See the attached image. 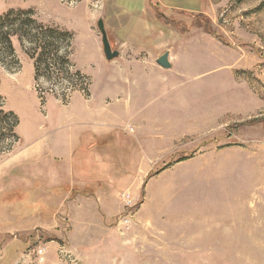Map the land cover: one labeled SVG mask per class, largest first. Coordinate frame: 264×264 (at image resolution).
Masks as SVG:
<instances>
[{"label":"rangeland","instance_id":"374dc122","mask_svg":"<svg viewBox=\"0 0 264 264\" xmlns=\"http://www.w3.org/2000/svg\"><path fill=\"white\" fill-rule=\"evenodd\" d=\"M151 1L0 0L23 32L0 43V247L21 240L15 264H264V0L174 16Z\"/></svg>","mask_w":264,"mask_h":264},{"label":"crops","instance_id":"0c3cea01","mask_svg":"<svg viewBox=\"0 0 264 264\" xmlns=\"http://www.w3.org/2000/svg\"><path fill=\"white\" fill-rule=\"evenodd\" d=\"M204 2L205 0H154L153 2L151 1V3L158 9V11H160V13H162L164 16H174V15H178V14H198V13H203L204 12ZM58 144H57V155L58 156H65L67 159H69L72 162V157H73V153L75 150V139H74V135H70L68 133H60L58 134ZM36 154L38 153L37 151H35ZM41 153V151H40ZM49 153L50 152H44V154ZM51 156H55L57 159H60L58 156H56L55 154H50ZM70 162V163H71ZM67 168H69V172L71 173L72 171V166L70 164V166ZM66 168V169H67ZM57 179L58 176L54 175V173H49L48 176H46V182H48L50 184V187H55L58 186L61 182L62 179H60L59 181H53V179ZM4 178H0V184L2 183ZM44 179L41 178V181L43 182ZM51 180V181H50ZM48 184V185H49ZM11 230L10 228H6V229H2L0 231V241L1 240H7L3 235H7L10 234ZM21 240H17L16 237H14L11 241L8 242H3L2 241V245L0 247V264H15V262L17 263L18 261H20V258H23V260L26 259L27 257V253L25 251L26 246H22L20 245ZM13 246V248L16 250L14 251L15 255H13L14 257H12L13 261H8V257L10 255V247ZM49 249L50 252L48 254V257H45V259L47 261H51V256H52V248L50 246H46L44 248V251L42 253V255L44 254V252ZM17 255V256H16ZM6 258L7 261L6 263L4 261H2V259Z\"/></svg>","mask_w":264,"mask_h":264},{"label":"water","instance_id":"95a60500","mask_svg":"<svg viewBox=\"0 0 264 264\" xmlns=\"http://www.w3.org/2000/svg\"><path fill=\"white\" fill-rule=\"evenodd\" d=\"M97 27L99 29V32L101 34V44H102V49H103V53L105 55V58L107 60H112L114 58H116L119 54V52L117 50H112L108 37H107V33L104 27V22L102 19H98L97 21ZM155 62L160 65L163 68H170L171 67V63L169 61V54L168 51H165L163 54H161L159 57L156 58Z\"/></svg>","mask_w":264,"mask_h":264},{"label":"trees","instance_id":"16d2710c","mask_svg":"<svg viewBox=\"0 0 264 264\" xmlns=\"http://www.w3.org/2000/svg\"><path fill=\"white\" fill-rule=\"evenodd\" d=\"M9 13L10 12L0 15V43L1 44L9 45L10 44L9 38L11 34L19 35L20 38L23 37V32L21 34L18 30V29H21V26H18L17 28H14V29L8 28L7 20L9 18ZM6 115L9 116V119L7 120L6 124L9 128V131L13 132L14 127L18 124V119L15 117V115L11 111H8Z\"/></svg>","mask_w":264,"mask_h":264},{"label":"built area","instance_id":"2783aa9c","mask_svg":"<svg viewBox=\"0 0 264 264\" xmlns=\"http://www.w3.org/2000/svg\"><path fill=\"white\" fill-rule=\"evenodd\" d=\"M38 252H39V253H41V252H42V250H41V249H39V250H38Z\"/></svg>","mask_w":264,"mask_h":264}]
</instances>
